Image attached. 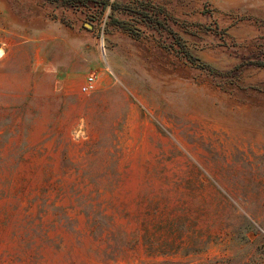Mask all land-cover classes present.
Here are the masks:
<instances>
[{"label":"rangeland","instance_id":"obj_1","mask_svg":"<svg viewBox=\"0 0 264 264\" xmlns=\"http://www.w3.org/2000/svg\"><path fill=\"white\" fill-rule=\"evenodd\" d=\"M66 1L0 0V264H264V0Z\"/></svg>","mask_w":264,"mask_h":264},{"label":"trees","instance_id":"obj_2","mask_svg":"<svg viewBox=\"0 0 264 264\" xmlns=\"http://www.w3.org/2000/svg\"><path fill=\"white\" fill-rule=\"evenodd\" d=\"M48 1H57V0H48ZM66 2L72 4L73 6H75L74 4H76V0H67ZM79 3H81V0H78ZM101 6L103 9H107L108 7H111V9L114 10H119V9H124L125 11L128 12H135L132 7L126 5H121L117 2H111V0H104L103 2H101ZM114 20V19H113ZM115 23L117 24H123L117 20H114ZM160 24V23H159ZM181 49L183 50V52L185 53V55L187 56V58L189 59V61L198 69L207 71L211 74H220L219 71H217L214 67H212L211 65L203 62L202 60L194 57L193 55H191L183 45H181V43H179ZM254 64H256L259 67H263L264 68V62H255ZM237 69V68H236Z\"/></svg>","mask_w":264,"mask_h":264},{"label":"built area","instance_id":"obj_3","mask_svg":"<svg viewBox=\"0 0 264 264\" xmlns=\"http://www.w3.org/2000/svg\"><path fill=\"white\" fill-rule=\"evenodd\" d=\"M96 87V82L94 78L88 79L86 85L83 87V92H91L95 89Z\"/></svg>","mask_w":264,"mask_h":264},{"label":"bare ground","instance_id":"obj_4","mask_svg":"<svg viewBox=\"0 0 264 264\" xmlns=\"http://www.w3.org/2000/svg\"><path fill=\"white\" fill-rule=\"evenodd\" d=\"M3 56V53L0 51V58Z\"/></svg>","mask_w":264,"mask_h":264}]
</instances>
